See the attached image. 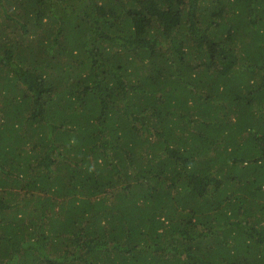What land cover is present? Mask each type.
<instances>
[{"label":"trees","instance_id":"16d2710c","mask_svg":"<svg viewBox=\"0 0 264 264\" xmlns=\"http://www.w3.org/2000/svg\"><path fill=\"white\" fill-rule=\"evenodd\" d=\"M0 264H264V0H0Z\"/></svg>","mask_w":264,"mask_h":264}]
</instances>
